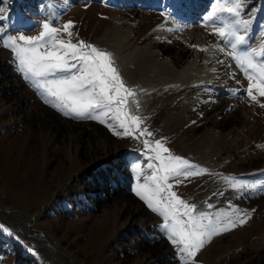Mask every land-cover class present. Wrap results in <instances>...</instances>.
<instances>
[{
  "label": "rangeland",
  "instance_id": "rangeland-1",
  "mask_svg": "<svg viewBox=\"0 0 264 264\" xmlns=\"http://www.w3.org/2000/svg\"><path fill=\"white\" fill-rule=\"evenodd\" d=\"M216 3L0 0L5 17L0 32L35 36L45 20L61 29L71 21L73 43L82 40L109 52L97 40L117 23L119 33L132 30L129 52L135 60L153 52L147 64L167 59L173 69L193 64L194 74L212 75L210 83L178 89L189 71L175 81L177 76L172 79L156 69L151 83L132 87L115 62L138 96V105L129 98L128 107L143 118L141 127L153 133L148 139L162 140L174 155L205 170L176 185L178 196L203 211L231 213L235 208L251 217L214 237L193 264H264V96L254 90L257 101L248 98L249 81L228 55L229 41L204 26ZM242 8L241 18L250 24L241 32L246 42L238 52L255 51L260 54L257 63L264 62V0H245ZM59 38L69 39L63 31ZM45 99L17 71L13 54L0 41V225L12 233L0 228V264H181L179 250L161 228L162 217L132 191L149 174L144 137L113 135L97 120L65 117ZM206 130L217 135L196 142ZM204 154L209 156L206 166L196 161ZM98 171L122 182V191L108 193L100 207L94 201L104 198L107 182ZM228 178L257 187L237 191ZM41 239L56 244L69 259L49 251Z\"/></svg>",
  "mask_w": 264,
  "mask_h": 264
},
{
  "label": "snow or ice",
  "instance_id": "snow-or-ice-1",
  "mask_svg": "<svg viewBox=\"0 0 264 264\" xmlns=\"http://www.w3.org/2000/svg\"><path fill=\"white\" fill-rule=\"evenodd\" d=\"M244 2L217 0L216 6L205 15L204 26H211L212 34L222 41H229L231 51L228 55L249 81L246 89L248 98L256 102L254 90L264 96V62L257 63L260 54L255 51L238 52L246 42V35L241 32L246 33L250 24L249 20L241 18ZM2 12L3 9H0ZM221 14L230 15L233 19L226 22ZM4 18L0 14V20ZM73 27L71 21L63 24L61 29L45 20L38 35L20 33L5 36L0 32V41L3 48L13 54L17 71L46 97L45 103H50L63 116L97 120L109 127L113 135L138 141L144 137L142 144L144 152L149 153L145 157L149 174L142 182L138 180L132 191L152 212L162 217L164 223L161 228L179 250L181 264H193V258L214 237L244 225L250 215L231 205V213L203 211L178 196L173 190L176 185L205 174V170L174 155L162 140L148 139L153 133L141 127L143 118L132 114L128 107L129 98H134L136 93L126 85L112 54L82 40L73 43ZM61 31L69 39L59 38ZM131 103L138 105L135 99ZM139 169L137 165V173ZM227 183L237 191L257 187L232 178H228ZM213 207L208 205L209 209ZM0 228L12 235L6 227L0 225Z\"/></svg>",
  "mask_w": 264,
  "mask_h": 264
},
{
  "label": "bare ground",
  "instance_id": "bare-ground-1",
  "mask_svg": "<svg viewBox=\"0 0 264 264\" xmlns=\"http://www.w3.org/2000/svg\"><path fill=\"white\" fill-rule=\"evenodd\" d=\"M119 26L120 24L118 25L117 23H114L111 27L107 28L103 32L102 36L98 38L97 41H98V46L108 50L109 53L112 54L114 61L118 62L119 68L122 70L123 74L127 76V83L130 86L141 87L142 85L151 83V79L149 78L150 76L155 75L156 69H159L158 74L161 71L165 70L164 72L165 75L167 74L168 76H171L172 79L173 77L177 76V80L175 81H178L179 80L178 77H181L182 75H184L186 71H189L188 81L179 82V84H177L178 89L180 88L186 89L189 87L193 88L194 86H198L200 84H207L214 80V77L212 75H207L204 77V74L202 75L198 73L194 74L196 72L193 70V66H192L193 64H186L180 70L173 69L171 63L167 59H165L166 61H164V63L162 64L160 63L154 65L147 64L148 61L147 59L150 58L152 60V58L155 56L153 52H151V57L149 58H144L141 56L139 60H135L136 55L134 57H131L132 52H129L131 47L132 30L126 29V30H122V32L119 33L116 30V28H118ZM160 84L163 85L162 83ZM160 84H157V86H160ZM136 98H138V96H135L133 99ZM187 108L188 107L184 108L181 115H183V113L187 110ZM214 135H217L216 131L206 130L201 134V136L198 139H196L197 140L196 142L201 143L211 138ZM196 161H199L200 165L206 166L207 162L209 161V156L205 154L201 155L198 158H196ZM262 240L263 238H259L257 241L260 242ZM39 241L42 245L47 247L49 251L53 253H58L61 256L65 257L66 259H69V256L66 255L61 249H59V247L56 244L50 243L45 239H41Z\"/></svg>",
  "mask_w": 264,
  "mask_h": 264
},
{
  "label": "trees",
  "instance_id": "trees-1",
  "mask_svg": "<svg viewBox=\"0 0 264 264\" xmlns=\"http://www.w3.org/2000/svg\"><path fill=\"white\" fill-rule=\"evenodd\" d=\"M98 177L99 175L101 176L102 180H106L107 183H104V195H103V199L101 201H94V203L97 205V207H100V204H104L105 200H107L108 195L110 194V196H116L120 193V190L122 191V189H120V184L122 185V182L119 181L118 178H116L114 175L112 174H108L107 176L104 175V173L98 171L97 173ZM95 183V181H94ZM109 193V194H108ZM10 253V252H9ZM3 256V255H2ZM16 260L18 257H15Z\"/></svg>",
  "mask_w": 264,
  "mask_h": 264
}]
</instances>
